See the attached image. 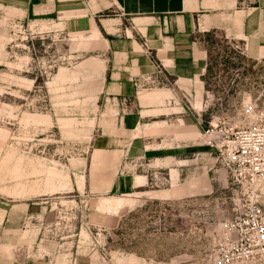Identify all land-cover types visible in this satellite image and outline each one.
Here are the masks:
<instances>
[{"label":"rangeland","instance_id":"rangeland-1","mask_svg":"<svg viewBox=\"0 0 264 264\" xmlns=\"http://www.w3.org/2000/svg\"><path fill=\"white\" fill-rule=\"evenodd\" d=\"M77 2L55 0L49 20L0 7V206L60 190L44 198L54 227L42 232L67 243L59 254L70 264H215L220 225L245 213L254 188L232 179L204 132L228 140L247 123L245 105L264 108V40L206 39L208 95L170 102L175 109L166 111L177 113V120L168 119L187 147L176 151L177 163L162 165L150 147L125 160V175L149 181L112 199L95 194L93 185L115 174L109 140L118 107L99 96L107 54L96 51L100 42L88 34L93 20L90 28L80 17L84 11H72L80 9ZM131 103L123 102L124 114L132 112L125 108ZM164 148L175 151L172 144ZM83 173L87 191L66 193L70 176ZM78 183L81 189L83 177ZM259 199L264 205V195ZM30 222L21 230L22 245L38 236ZM76 254L80 263L73 262ZM247 264H264V258Z\"/></svg>","mask_w":264,"mask_h":264},{"label":"crops","instance_id":"crops-1","mask_svg":"<svg viewBox=\"0 0 264 264\" xmlns=\"http://www.w3.org/2000/svg\"><path fill=\"white\" fill-rule=\"evenodd\" d=\"M54 4L55 0H0L2 10L30 14L33 20L39 14H47L49 20ZM77 4L80 9L71 7L72 11H84L80 17L88 20L90 28L91 20L95 24L88 34L100 42L96 51L107 54L106 78L99 96L118 107L109 140L111 172L115 174L107 183L98 180L93 191L120 199L149 181L145 175H125V160L150 147L147 151L155 160L162 158V165L177 163L176 151L187 144H182V131L177 134L176 123L168 119L170 115L177 120L176 112L166 113L175 109L169 103L204 100L208 95V37L222 34L234 40H264V0H78ZM106 13L111 15L104 18ZM123 102H132L125 106L132 112L124 114ZM165 144H172L175 151L163 153ZM178 167L173 169V182L180 173ZM83 174L70 176L71 190L66 193L87 191L88 177ZM82 177L80 189L78 179ZM54 188V194L0 206V264H70L68 255L59 254L67 243L42 232L54 227L44 199L62 194ZM162 195L169 192L162 191ZM28 220L39 230L29 246L22 245L20 238ZM73 256V262L83 260Z\"/></svg>","mask_w":264,"mask_h":264},{"label":"built area","instance_id":"built-area-1","mask_svg":"<svg viewBox=\"0 0 264 264\" xmlns=\"http://www.w3.org/2000/svg\"><path fill=\"white\" fill-rule=\"evenodd\" d=\"M247 123L231 133L228 140H215L204 132L210 149L216 150L232 179L253 187L245 213L219 227L220 255L215 264H247L264 258V108L257 103L243 107Z\"/></svg>","mask_w":264,"mask_h":264}]
</instances>
